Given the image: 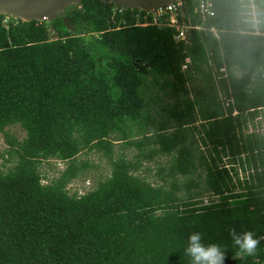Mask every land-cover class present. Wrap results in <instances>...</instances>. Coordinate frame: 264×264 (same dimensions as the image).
Masks as SVG:
<instances>
[{"label":"trees","instance_id":"16d2710c","mask_svg":"<svg viewBox=\"0 0 264 264\" xmlns=\"http://www.w3.org/2000/svg\"><path fill=\"white\" fill-rule=\"evenodd\" d=\"M181 1L179 23L201 27L187 40L109 0L50 21L0 15V264H191L194 232L227 248L225 264H264V131L249 132L264 114V0L257 23L251 0H213L210 17ZM83 151L111 173L71 194ZM160 154L155 184L137 171ZM52 159L66 167L49 179ZM233 227L260 238L255 256L236 257Z\"/></svg>","mask_w":264,"mask_h":264},{"label":"rangeland","instance_id":"374dc122","mask_svg":"<svg viewBox=\"0 0 264 264\" xmlns=\"http://www.w3.org/2000/svg\"><path fill=\"white\" fill-rule=\"evenodd\" d=\"M173 1H171L170 3H174ZM177 8L175 9L174 6H172V8H168V12L164 14L163 18L165 21L170 22L172 26H174V24L172 23V21L174 20H177L178 26L179 25L184 26V24L179 23L178 14L180 13V11H178ZM163 9L164 12L167 11L166 10L167 8H163ZM236 73L240 75L241 71L237 70ZM193 83L196 84L198 82L194 81L191 83V85ZM7 129L9 133L18 136L20 139L25 136V131L20 126H10ZM250 131H256L259 133H262L264 131V114L256 118L254 122L249 123V132ZM121 145L122 144H116L115 146L116 156H118L120 153H124L126 158L136 161L137 159L135 157V154L138 152L137 149L136 148L123 149ZM8 147L9 146L8 143L6 142L5 135L0 133V152L6 151ZM77 159L80 164L82 162H87L89 166L77 179L70 182L68 189L71 194L73 193L84 194L85 192L94 188L99 180L104 179L111 173V164L108 161V159L102 154V152L83 151L78 155ZM170 160L171 157L169 155H162V154L157 155L153 160L141 159L139 160L141 166L137 171V173L147 177L150 181H152L155 184H161L163 183L162 180L163 173L160 172V167L167 166ZM3 162L4 160L0 159L1 169H6L9 165L12 164V162H7L5 166ZM65 167L66 164L63 161L52 159L48 162H45L42 165L41 169L49 179H52L54 177H58L61 171ZM241 175H243V173H241ZM190 177L198 179L197 175H192L189 176L188 178ZM185 180L186 177H180V181H185ZM46 181L47 180H45V182ZM183 192H185V190Z\"/></svg>","mask_w":264,"mask_h":264},{"label":"clouds","instance_id":"9594fccd","mask_svg":"<svg viewBox=\"0 0 264 264\" xmlns=\"http://www.w3.org/2000/svg\"><path fill=\"white\" fill-rule=\"evenodd\" d=\"M229 235L238 251L236 257L255 256L260 244V238H257L251 230L238 233L233 227L229 229ZM227 248L219 244H205L203 234L194 232L188 238L186 254L191 258V264H225Z\"/></svg>","mask_w":264,"mask_h":264},{"label":"water","instance_id":"95a60500","mask_svg":"<svg viewBox=\"0 0 264 264\" xmlns=\"http://www.w3.org/2000/svg\"><path fill=\"white\" fill-rule=\"evenodd\" d=\"M55 1L58 0H0V15H10L6 11L1 10L3 7H5L7 9L12 10L16 14L10 15L15 18H22L27 21H50L58 17L59 13L63 12L65 9H67V7L71 5H77L82 2V0H79L77 3H71L69 5H66L65 7H46L41 9L44 4ZM109 1L123 8H138L142 10H152L150 9L151 7L157 8L161 5L168 4L173 0H118L121 3L128 4L127 6L117 4L112 0Z\"/></svg>","mask_w":264,"mask_h":264},{"label":"built area","instance_id":"2783aa9c","mask_svg":"<svg viewBox=\"0 0 264 264\" xmlns=\"http://www.w3.org/2000/svg\"><path fill=\"white\" fill-rule=\"evenodd\" d=\"M251 1H252L251 8L253 10L252 14L254 16V21L257 23V18H256L257 14H256V11H255V5L253 3V0H251ZM173 2L174 3L164 4V5H161V6L157 7V8H155V9L146 10V11L153 12L155 14V22L158 23L160 26L172 25L170 22H167L165 20L163 21L161 19L163 18L164 14H166L168 12V8H172V6H174L175 9H176L177 7H180L181 4H182L181 0H175ZM163 8H167L166 9L167 11L164 12ZM195 11L197 13H199L202 17L213 16L214 13H215L213 0H196ZM174 21H176V22H174ZM174 21H172V23L174 24V26L177 29V34L175 35V38L177 40H187L186 30L188 28H193V27H196L198 29L201 28L200 26H193L191 23L184 24V26H182V25L178 26L177 25V23H178L177 20H174ZM213 30L215 31L214 28H213ZM188 61H189V59H188ZM222 70L226 71L225 68H222ZM235 113H237V111Z\"/></svg>","mask_w":264,"mask_h":264},{"label":"bare ground","instance_id":"6f19581e","mask_svg":"<svg viewBox=\"0 0 264 264\" xmlns=\"http://www.w3.org/2000/svg\"><path fill=\"white\" fill-rule=\"evenodd\" d=\"M79 0H58V1H55V2H50V3H46L44 4L42 8H46V7H65L66 5H69L71 3H77ZM114 2H116L117 4H120V5H123V6H127L128 4L126 3H121L120 1L118 0H112ZM168 3V2H166ZM170 3V2H169ZM155 7H151L150 9H154ZM2 11H6L7 13H9L10 15H16L12 10L10 9H7L5 7H3L1 9Z\"/></svg>","mask_w":264,"mask_h":264}]
</instances>
